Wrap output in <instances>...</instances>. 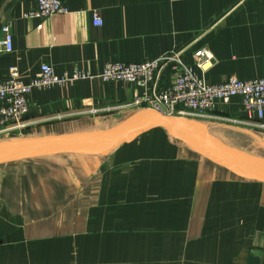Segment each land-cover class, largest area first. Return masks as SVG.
<instances>
[{
	"label": "crops",
	"instance_id": "crops-1",
	"mask_svg": "<svg viewBox=\"0 0 264 264\" xmlns=\"http://www.w3.org/2000/svg\"><path fill=\"white\" fill-rule=\"evenodd\" d=\"M37 1L0 0V41L3 25L13 34V52L0 55V83L15 67L28 84L45 64L59 76L97 75L111 62L184 49L185 63L210 84L264 78V0H61L68 14L26 18ZM201 48L216 58L205 73L195 67ZM171 81L167 68L147 89L94 78L34 90L17 136L104 135L145 110L105 109L151 97ZM200 123L224 143L246 141L239 135L264 140L240 97ZM0 264H264V181L196 153L163 128L103 156L4 163Z\"/></svg>",
	"mask_w": 264,
	"mask_h": 264
},
{
	"label": "built area",
	"instance_id": "built-area-1",
	"mask_svg": "<svg viewBox=\"0 0 264 264\" xmlns=\"http://www.w3.org/2000/svg\"><path fill=\"white\" fill-rule=\"evenodd\" d=\"M68 13V7L61 0H38L37 6L27 13L26 18L44 19ZM93 21L96 27L103 26L99 11H94ZM2 36L0 55L13 52L10 23L3 25ZM184 53L185 49L172 50L157 59L142 63L111 62L97 75L76 70L72 74L59 76L50 65L45 64L36 78L28 84L20 79L19 69L15 67L10 71L8 79L0 83V141L2 136L10 139L21 135L26 128L25 118L30 111L28 97L34 90L47 91L94 78L104 82H127L147 89L167 68L172 75L168 88L155 91L151 97H140L133 103L105 110H129L138 107L200 123V120L207 119L219 105L228 104L233 98L240 97L248 117L258 121V128L264 130V78L241 81L232 77L221 84H210L192 66L185 63ZM194 59L195 67L203 73L213 67L216 61L212 51L207 48L197 50ZM95 111L98 112H92Z\"/></svg>",
	"mask_w": 264,
	"mask_h": 264
},
{
	"label": "water",
	"instance_id": "water-1",
	"mask_svg": "<svg viewBox=\"0 0 264 264\" xmlns=\"http://www.w3.org/2000/svg\"><path fill=\"white\" fill-rule=\"evenodd\" d=\"M152 128L165 129L191 150L221 166L243 176L264 181V157L224 143L209 134L197 121L167 116L156 110L138 111L104 135L49 136L2 141L0 165L48 154L103 156Z\"/></svg>",
	"mask_w": 264,
	"mask_h": 264
},
{
	"label": "rangeland",
	"instance_id": "rangeland-1",
	"mask_svg": "<svg viewBox=\"0 0 264 264\" xmlns=\"http://www.w3.org/2000/svg\"><path fill=\"white\" fill-rule=\"evenodd\" d=\"M145 110H148V109H145ZM18 136H20V135H18ZM18 136H13L12 138L17 139ZM238 139L239 140H243L244 139L246 141H244V142L243 141H238V142H235V143H226V144H229L231 146L232 145L233 146L237 145V146H240L242 149L247 150L249 153H252V154L258 155V156L259 155H263L264 156V140H262L261 136H260V139H257V138L242 137L241 135H239ZM3 140L7 141V140H12V139H8V137H3L2 136V139H1L0 142H2Z\"/></svg>",
	"mask_w": 264,
	"mask_h": 264
}]
</instances>
